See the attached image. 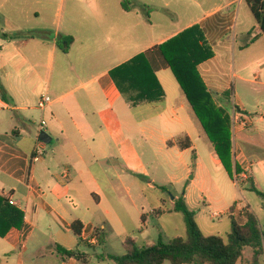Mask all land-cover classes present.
<instances>
[{"label":"crops","instance_id":"0c3cea01","mask_svg":"<svg viewBox=\"0 0 264 264\" xmlns=\"http://www.w3.org/2000/svg\"><path fill=\"white\" fill-rule=\"evenodd\" d=\"M164 2L166 8L172 3ZM123 4L124 0H0V194L9 195L25 214L23 229L0 237V264H116L108 258L116 254L96 253L100 244L95 231L105 233L106 245L111 224L128 232V223L100 220L97 209L81 218L76 210L83 197L93 198L99 209L120 191L148 203L144 198L148 187L141 178L148 179L155 164L169 183H180L185 174H193L195 181L214 166L224 170L156 47L199 26L214 56L198 70L215 105L221 108L218 99L230 90V78L219 76V69L236 61L237 50L241 54L256 51L258 55L249 63L239 57V66L250 64L248 67L259 68L264 77V36L256 20L250 28L240 30L243 8L249 9L245 0H178L181 19L195 16L181 30L152 42L147 29L154 26L151 17L126 11ZM3 34H18L21 39L7 41ZM256 35L259 37L251 43V36ZM60 36L74 38L67 53L58 45ZM140 54L147 56L164 90L160 101L134 104L136 93H122L111 77L114 69ZM44 95L52 103L41 109ZM42 121L47 123L45 132L52 143L57 142L52 147L41 145L45 156L34 163ZM250 122L248 129L233 127L234 134L243 135L248 142L252 136L246 131L255 128L253 119ZM233 152L241 173L249 171L254 155L248 157L241 149L238 154ZM229 181L238 187L235 180L229 177ZM185 189L184 200L192 210L195 193L202 190L195 182ZM249 210L248 204L234 198L217 218L223 214L244 226ZM45 217L49 223L44 222ZM75 222L84 227L81 238L71 230ZM157 224L164 235L168 223ZM198 224L207 236L231 228V220L229 226ZM175 231L168 240L187 238L186 225ZM58 246L76 251L80 257L63 258Z\"/></svg>","mask_w":264,"mask_h":264},{"label":"trees","instance_id":"16d2710c","mask_svg":"<svg viewBox=\"0 0 264 264\" xmlns=\"http://www.w3.org/2000/svg\"><path fill=\"white\" fill-rule=\"evenodd\" d=\"M254 19L264 36V0H245ZM124 9L129 8L124 1ZM144 15L149 17L148 8L144 7ZM259 36H251V43ZM7 41L21 39L18 34H3ZM74 43V38L60 36L58 45L67 53ZM159 54L174 74L178 84L185 94L192 110L200 121L210 142L214 145L215 156L221 162L228 176L234 179L241 169L234 163L232 133L225 121L224 114L218 108L203 82L198 67L211 60L214 56L209 47L205 33L199 26H193L167 42L156 47ZM111 77L122 93L133 91L134 104L152 103L164 98V90L145 54L135 57L130 63L119 66L111 72ZM190 144V143H189ZM190 146H184V149ZM251 191L263 201L264 192L259 190L251 180ZM10 196L0 194V237L4 238L13 230H21L25 225V214L9 204ZM234 208L231 209L233 212ZM175 211L182 213L185 219L187 238L166 240L160 236L153 245L139 247L136 240L127 237L123 240L124 254L109 256L116 264H262L264 263V230L257 215L247 212V224L241 226L231 217L230 232L222 235H205L193 212L184 199L175 202ZM160 213V212H159ZM83 225L75 222L71 226L73 233L81 238ZM100 246H104L105 233L95 231ZM252 249L253 254L244 260L246 249ZM63 258H79L76 251L57 247Z\"/></svg>","mask_w":264,"mask_h":264},{"label":"rangeland","instance_id":"374dc122","mask_svg":"<svg viewBox=\"0 0 264 264\" xmlns=\"http://www.w3.org/2000/svg\"><path fill=\"white\" fill-rule=\"evenodd\" d=\"M118 1L121 2L122 0ZM124 1L129 9L142 15H144V7L148 8L149 16L154 23L153 27L147 26L150 42L154 40L158 41L159 38H162L169 32L181 30L195 16V14H191L188 20L181 19L177 9L178 0H166L172 2L169 8L165 7L166 2L164 0ZM251 24H254V18L249 9L244 6L241 14L240 30L250 28ZM140 33L144 34V40L146 41L148 36L144 33L143 28L140 30ZM241 42V40L238 41V47L241 45ZM257 55L256 51L252 52L250 50L241 54L237 50L236 61L234 62L232 59L229 66L227 65L228 67L223 69L225 71L222 68L219 69V76L230 78V90L225 96L219 98L218 102L232 133L233 151L237 150L238 154L239 149H241V151L246 152L248 157L254 155L250 160L252 165L250 164L249 171L247 172L253 174L254 180L252 181L259 190L264 192V77L259 75V68L248 67L250 64L240 67L238 62L239 57H244V63H249ZM215 96L216 98L218 97L216 94ZM238 109L245 110L246 112H244L254 121L255 128L251 131H246V134L252 136L251 142L244 141L243 135L239 137L237 133L234 134L233 112ZM56 142L57 140L55 139L48 147H52ZM45 153H43L44 156ZM227 175L225 170L214 166L209 169V173L198 177L195 181L192 179L194 177L193 174H185L184 179L180 183H177V181L169 183L162 168L158 164H155L151 167V174L148 179L141 178L144 185L148 187L144 193V198L149 199L148 203H144L142 197L134 194L130 196L120 191L118 194L111 196L109 199L110 203L104 201L99 209L93 198L86 196L85 198L83 197L84 199L82 198V203H79L76 214L81 216V218H85L89 215V210L97 209L101 214L100 220L103 217L110 224L128 223L126 227L128 232L122 230L118 225L114 226L111 224L112 227L108 228L107 231L109 244L99 246L96 249L97 254L112 253L122 256L124 254L123 240L127 237L136 240L137 245L143 247L156 244L160 236L167 240V238H173L177 234L175 227L185 225V219L182 213L175 211L173 198L184 199L186 193L185 186L195 182L202 190V192L196 191L194 201L191 204L192 211L196 214L197 223H227L229 226L230 219L228 216L222 214L219 218H214L213 215L216 213L220 214L225 207L232 204L235 198L239 203L248 204L251 207L264 230L263 201L256 193L251 191V179L249 178L246 182L240 183V186L235 187L230 183L229 176ZM209 206L211 207L209 208ZM106 211L110 212L109 216L106 215ZM116 215L120 219H123V221H119ZM143 215L145 219H143ZM44 222L49 223L46 217L44 218ZM157 223H168L166 225L167 230L162 232L164 235L160 234L162 230ZM141 228L143 230L142 233L140 232ZM220 228L222 227L220 226ZM217 232L225 236L230 232V229H225V231L221 229V231ZM217 232L214 235H217ZM89 251L94 252L93 250ZM252 254V249H246L244 260L252 257ZM238 264H244V262L240 261Z\"/></svg>","mask_w":264,"mask_h":264},{"label":"built area","instance_id":"2783aa9c","mask_svg":"<svg viewBox=\"0 0 264 264\" xmlns=\"http://www.w3.org/2000/svg\"><path fill=\"white\" fill-rule=\"evenodd\" d=\"M52 103V99L51 97H49L48 95H44L42 96L41 100H40V108L41 109H46L50 104ZM250 118L249 116L240 111V110H234V114H233V127L234 129H237L238 127L243 128V129H247L250 127ZM47 128V123L45 121H42L41 123V129H40V134L42 132H45V129ZM40 134H39V139H38V148L36 151V155H34V157L32 158V162L37 163L40 161V159L43 156V151L40 150V146L41 145H45V143H43L40 139ZM249 172H244V173H240V174H235L234 179L235 182L237 183V185H239L240 183L246 182L247 180H249ZM9 204L15 208H18V203H16L14 200H10ZM215 217H218V214L214 215Z\"/></svg>","mask_w":264,"mask_h":264},{"label":"water","instance_id":"95a60500","mask_svg":"<svg viewBox=\"0 0 264 264\" xmlns=\"http://www.w3.org/2000/svg\"><path fill=\"white\" fill-rule=\"evenodd\" d=\"M40 139L43 143H45L46 145H50L52 143V138L50 137L49 134H47L46 132H42L40 134Z\"/></svg>","mask_w":264,"mask_h":264}]
</instances>
